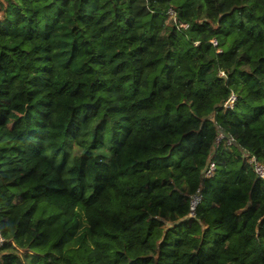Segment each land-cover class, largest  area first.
Listing matches in <instances>:
<instances>
[{"label": "trees", "instance_id": "1", "mask_svg": "<svg viewBox=\"0 0 264 264\" xmlns=\"http://www.w3.org/2000/svg\"><path fill=\"white\" fill-rule=\"evenodd\" d=\"M247 154L264 0H0V264H264Z\"/></svg>", "mask_w": 264, "mask_h": 264}, {"label": "built area", "instance_id": "2", "mask_svg": "<svg viewBox=\"0 0 264 264\" xmlns=\"http://www.w3.org/2000/svg\"><path fill=\"white\" fill-rule=\"evenodd\" d=\"M169 15H172L174 17V14L172 11L168 12ZM184 29H186L188 26L187 25H182ZM213 45H216L215 40L212 41ZM236 102V96L234 94H231L227 101L223 104V107L225 109H230L232 110L235 106ZM215 144H224L227 147L233 146L236 144V141L233 136L230 134H225L223 132H220L218 136L215 139ZM248 161L252 165L253 170L256 174V176L264 181V164H261L257 161V159L254 156H251L247 154ZM216 171V164L214 161H209L205 173H204V178H211L213 177L214 173ZM202 189L198 188L191 196L189 200V217H194L197 208L202 202ZM0 243H2V239L0 238Z\"/></svg>", "mask_w": 264, "mask_h": 264}]
</instances>
